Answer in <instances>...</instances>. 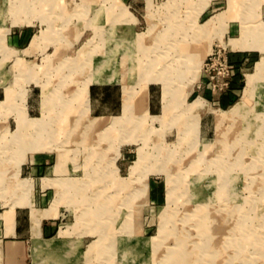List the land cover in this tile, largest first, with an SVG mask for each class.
<instances>
[{
	"label": "rangeland",
	"instance_id": "rangeland-1",
	"mask_svg": "<svg viewBox=\"0 0 264 264\" xmlns=\"http://www.w3.org/2000/svg\"><path fill=\"white\" fill-rule=\"evenodd\" d=\"M262 24L264 0H0V218L30 155L59 167L27 264H264Z\"/></svg>",
	"mask_w": 264,
	"mask_h": 264
},
{
	"label": "crops",
	"instance_id": "crops-1",
	"mask_svg": "<svg viewBox=\"0 0 264 264\" xmlns=\"http://www.w3.org/2000/svg\"><path fill=\"white\" fill-rule=\"evenodd\" d=\"M32 37L28 40L27 44L22 46V48H13L17 51L18 56L23 57L26 62H30L31 57L41 55L40 52H34L31 54L23 52L29 47ZM11 39L12 37H9V40ZM14 40L15 44L19 42L17 36H15ZM27 58L29 59L27 60ZM105 85L107 84H94L89 88V108L93 111L96 108L95 104L99 102V99H101V96L103 95V88L100 86ZM106 90L109 91L110 88ZM149 93H154V91L149 89ZM200 98L203 99L202 97ZM227 98V94L222 97V106H225L228 103ZM203 101L205 102L204 108H206V110H211L212 108L206 104L209 102L205 99H203ZM148 103L149 112H151V108L155 102L154 100H150ZM99 116H105V114ZM56 160L57 158H53L52 154L36 153L30 155L28 163L23 166L24 168L22 167L26 174L23 180H26L30 184L32 182V184L28 192V203H20L18 206H15L10 215L11 220L9 223L5 218H0V251L3 264H27V258L29 256L28 252H32L31 247L34 244L35 239H37L39 243H42L46 240L53 241L58 236L60 232V224H58L56 220H58L59 213L56 208H53L54 203H57L56 201L58 199V192L54 189V186L58 185L57 182L59 181L57 175L59 167L58 164H56ZM67 180H70V178H67ZM33 214L40 219L37 236L34 235L32 230ZM52 244L51 250L53 252L59 253L68 250V247H63L62 249V247H59V244Z\"/></svg>",
	"mask_w": 264,
	"mask_h": 264
},
{
	"label": "bare ground",
	"instance_id": "bare-ground-1",
	"mask_svg": "<svg viewBox=\"0 0 264 264\" xmlns=\"http://www.w3.org/2000/svg\"><path fill=\"white\" fill-rule=\"evenodd\" d=\"M249 4V3H248ZM248 7V6H247ZM246 9H248V8H246ZM246 15V14H245ZM253 18V17H252ZM210 20V19H209ZM212 20V19H211ZM251 22H253V19L251 20ZM208 25V23H205L203 26H207ZM260 25V24H259ZM257 26V25H256ZM211 27V26H210ZM209 27V28H210ZM248 29H247V31H245V36H247V37H251V35H253L252 34V32H250V29L252 30V28H253V26L252 25H248ZM259 27V26H258ZM261 28V27H260ZM114 29V28H113ZM207 29V28H206ZM183 30V29H182ZM186 30V29H185ZM254 30V29H253ZM256 30V29H255ZM264 31V24H262V28H261V31L260 32H263ZM185 32V31H184ZM255 32V31H254ZM256 33V32H255ZM187 34V33H186ZM185 34V35H186ZM261 34V33H260ZM117 35V34H116ZM179 35H181V34H179ZM126 37V36H125ZM181 37V36H180ZM123 38V37H122ZM179 42V41H178ZM147 48V47H146ZM142 50V49H141ZM181 50H183V49H181ZM180 50V51H181ZM184 50H185V48H184ZM183 52V51H182ZM186 53V52H185ZM193 58V57H192ZM140 63V62H139ZM183 64V63H182ZM139 65V64H138ZM260 65V64H259ZM261 66V65H260ZM141 68V67H140ZM260 69V68H259ZM136 70V69H135ZM139 71V70H138ZM136 73V72H135ZM137 75V74H136ZM69 106V105H68ZM199 107V106H198ZM71 109V108H70ZM69 112V111H68ZM197 113V112H196ZM130 117V116H129ZM124 119V118H123ZM130 119V118H129ZM127 122V121H126ZM89 139V138H88ZM197 139V138H196ZM199 144V143H198ZM208 144V143H207ZM35 145V144H34ZM201 145V144H200ZM37 146V145H36ZM196 146V145H195ZM35 147V146H34ZM208 147V146H207ZM230 147V146H229ZM235 147V146H234ZM197 149V148H196ZM230 149V148H229ZM231 151V150H230ZM205 155V154H204ZM224 160V159H223ZM242 172V171H241ZM230 176H231V174H229ZM124 190V189H123ZM194 190V189H193ZM224 193V192H223ZM98 205V204H97ZM107 207V206H106ZM100 208H102V207H100ZM108 208V207H107ZM114 210V209H113ZM94 211V210H93ZM93 214V213H92ZM113 214V213H112ZM102 215V214H101ZM95 219V218H94ZM35 222H39V221H37V220H35ZM36 224V223H35ZM101 225V224H100ZM117 229V228H116ZM107 237V236H106ZM118 241V240H117ZM101 242V241H100ZM105 243V242H104ZM103 243V244H104ZM44 244H46L45 242H44ZM101 244V243H100ZM118 244H120V243H118ZM53 245V244H52ZM48 246V245H47ZM44 247V246H43ZM103 247V246H102ZM41 248V247H40ZM44 249V248H43ZM40 250V249H39ZM46 250H48V249H46ZM51 250V249H50ZM104 251V250H103ZM178 251V250H177ZM51 252V251H50ZM176 253V252H175ZM181 260V259H180ZM175 261V260H174Z\"/></svg>",
	"mask_w": 264,
	"mask_h": 264
},
{
	"label": "built area",
	"instance_id": "built-area-1",
	"mask_svg": "<svg viewBox=\"0 0 264 264\" xmlns=\"http://www.w3.org/2000/svg\"><path fill=\"white\" fill-rule=\"evenodd\" d=\"M224 84L226 85L227 83L225 82Z\"/></svg>",
	"mask_w": 264,
	"mask_h": 264
}]
</instances>
